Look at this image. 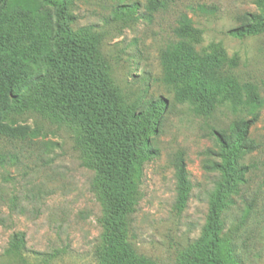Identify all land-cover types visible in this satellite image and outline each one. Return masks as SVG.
I'll list each match as a JSON object with an SVG mask.
<instances>
[{
    "label": "rangeland",
    "instance_id": "374dc122",
    "mask_svg": "<svg viewBox=\"0 0 264 264\" xmlns=\"http://www.w3.org/2000/svg\"><path fill=\"white\" fill-rule=\"evenodd\" d=\"M150 0H71L68 5L74 29L89 27L99 43L110 74L127 105L163 99L166 107L151 136L155 157L144 167L142 200L133 217L128 242L156 264H181L186 249L200 237L209 216L210 194L217 173L207 167L217 160L214 132L225 131L238 120L250 119L249 91L239 98L221 97L209 115L193 102L178 99L169 81L162 54L178 42L175 35L182 14L200 32L193 47L201 55L221 48L228 65L222 73L240 86L252 85L264 99V34L244 39L228 32L248 14L258 12L259 0H177L162 2L151 19L134 22L117 18L120 4H138L146 17ZM251 128L255 150L240 164L248 167L246 183L235 205L224 213L227 228L237 224L249 204L253 209L236 237L241 264H264V108ZM28 125L40 127L43 136L25 141L0 137V259L16 233L26 237L25 257L30 264H101L106 245L102 218L104 198L95 186V171L72 125H55L30 116ZM183 153L193 185L182 214L176 201L175 160ZM16 156L17 160L9 161Z\"/></svg>",
    "mask_w": 264,
    "mask_h": 264
},
{
    "label": "trees",
    "instance_id": "16d2710c",
    "mask_svg": "<svg viewBox=\"0 0 264 264\" xmlns=\"http://www.w3.org/2000/svg\"><path fill=\"white\" fill-rule=\"evenodd\" d=\"M71 0H0V137L36 140L43 132L28 125L30 116L55 125H72L81 133V142L95 171L94 184L104 198V238L101 264H156L140 255L128 242L133 217L142 200L144 167L155 155L150 139L155 134L163 99L127 105L111 77L109 66L99 50L91 28L74 29L75 20L68 5ZM150 0L146 17L138 4H120L117 18L137 22L151 19L162 2ZM258 12L228 32L236 39L264 34V0ZM175 35L178 42L162 54L169 81L176 86L178 99L194 103L203 115L211 114L221 97L234 101L240 91H249L250 119L238 120L227 132H214L217 151H208L217 160L207 169L217 173L210 194L207 223L186 249L181 264H241L236 237L247 224L253 205L227 228L224 213L235 205L246 183L248 167L242 158L255 150L249 139L258 122L264 99L252 85L240 86L222 73L228 65L221 48L201 55L193 47L200 32L191 18L182 14ZM9 161L17 160L16 156ZM7 157L0 154V166ZM176 201L174 210L182 214L191 198L193 185L183 153L175 160ZM26 237L12 236L0 264H30L24 253Z\"/></svg>",
    "mask_w": 264,
    "mask_h": 264
}]
</instances>
